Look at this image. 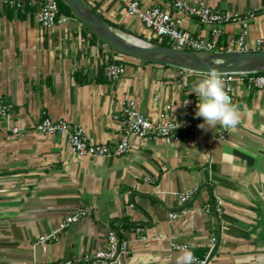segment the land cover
<instances>
[{
  "label": "crops",
  "instance_id": "0c3cea01",
  "mask_svg": "<svg viewBox=\"0 0 264 264\" xmlns=\"http://www.w3.org/2000/svg\"><path fill=\"white\" fill-rule=\"evenodd\" d=\"M82 1L119 32L154 38L128 15L125 0ZM139 1L147 8L163 4ZM202 1L244 17L258 11L247 35L249 49L257 51V41H264V0ZM180 16L184 30L212 38L209 27ZM241 31L240 24H227L219 45L232 47ZM110 55L78 19L68 16L47 28L34 10L17 13L0 0V98L12 106L9 118L0 117V264L81 259L103 248L111 229L131 242L125 264H176L180 250L174 245L210 256L208 264H264V90L238 83L240 122L223 140V127L201 129L203 118L196 117L199 100L192 90L203 73L123 54L116 57L125 73L112 83L105 74ZM130 99L155 123L194 125L193 141L131 137L127 154L89 158L72 153L63 136L35 130L45 117L65 119L82 125L93 141L115 147ZM190 191L193 198L182 205L179 196ZM219 201L220 213L206 212L208 203ZM80 211L81 220L58 240L41 241Z\"/></svg>",
  "mask_w": 264,
  "mask_h": 264
},
{
  "label": "built area",
  "instance_id": "2783aa9c",
  "mask_svg": "<svg viewBox=\"0 0 264 264\" xmlns=\"http://www.w3.org/2000/svg\"><path fill=\"white\" fill-rule=\"evenodd\" d=\"M163 4L152 7H145L139 0H125L127 13L131 17L140 19L146 29L150 30L153 37L159 43L168 41L171 47L177 50L193 51L197 53H229L249 52L247 35L251 21L258 16V11H252L244 17L231 10H215L202 0H160ZM3 3L17 13L35 11L38 22L44 27H54L68 21V16L61 13L58 0H3ZM171 9L176 13L171 12ZM198 21L201 25L210 28L212 38L201 35H194L182 28L180 15ZM238 23L242 27L241 33L232 40V47L225 48L219 45V39L227 24ZM264 41L258 40L257 51H260ZM109 62L105 67V74L110 82H116L124 73L125 65L118 61L117 55L122 53L112 49ZM183 73H193L183 70ZM198 73V72H197ZM207 73H203L205 76ZM224 82V90L235 104V89L238 83H243L248 89L264 90V74L258 73H220ZM169 112L171 107H166ZM12 113V106L0 98V117L9 118ZM120 121V141L115 147L93 141L85 131V128L65 119H54L45 117L35 126V130L49 135L63 136L72 153L79 157L101 158L111 156H123L131 149L130 138L137 137L145 142L163 141L167 144H189L194 139L195 127L188 124L180 126L176 121L169 119L164 124H158L144 115L135 100L130 99L125 103ZM14 134H19L20 129L14 128ZM220 138L226 140L229 137V130L223 128ZM195 191L183 193L179 196L182 205L187 204L194 196ZM207 213L222 210L221 201L215 206L208 203L205 206ZM185 209L178 213H169V218L174 219L183 214ZM83 212L67 216L60 224L57 231L42 237L41 241L58 240L60 234L74 223L81 220ZM143 228L138 227L136 234L144 239ZM214 242V241H213ZM174 249L180 250L188 245H174ZM132 255L131 242L115 230L111 229L105 240L103 248L93 254H88L77 260H70L60 264H125ZM197 258L199 264H206L207 258Z\"/></svg>",
  "mask_w": 264,
  "mask_h": 264
},
{
  "label": "water",
  "instance_id": "95a60500",
  "mask_svg": "<svg viewBox=\"0 0 264 264\" xmlns=\"http://www.w3.org/2000/svg\"><path fill=\"white\" fill-rule=\"evenodd\" d=\"M62 1L86 29L122 54L198 73H207L210 68H216L219 73L264 72V51L197 53L154 44L136 37L133 38L138 42H134L105 23L82 0ZM209 259L210 256L206 264Z\"/></svg>",
  "mask_w": 264,
  "mask_h": 264
},
{
  "label": "clouds",
  "instance_id": "9594fccd",
  "mask_svg": "<svg viewBox=\"0 0 264 264\" xmlns=\"http://www.w3.org/2000/svg\"><path fill=\"white\" fill-rule=\"evenodd\" d=\"M198 97L196 117H202L201 129H213L217 125L235 131L240 122V111L224 90V82L216 68H210L205 77L193 87ZM187 103V101H185ZM176 264H199L194 253L186 247L180 249Z\"/></svg>",
  "mask_w": 264,
  "mask_h": 264
},
{
  "label": "trees",
  "instance_id": "16d2710c",
  "mask_svg": "<svg viewBox=\"0 0 264 264\" xmlns=\"http://www.w3.org/2000/svg\"><path fill=\"white\" fill-rule=\"evenodd\" d=\"M58 2H59V7H60V11H61V13H63V14H65V15H67V16H71V17H74V18H76L75 17V15L73 14V12H72V10L62 1V0H58ZM77 19V18H76ZM84 29H85V31L88 33V34H90L94 39H96V40H99L102 44H103V46H105L107 49H109V50H112V48L111 47H109V46H107L105 43H103L96 35H94L93 33H91L88 29H86L85 27H84ZM151 43H154V44H160V45H162V46H166V47H171V45H170V43H168V41H164V42H162V43H159V40L158 39H156V38H152L151 39ZM121 54V53H120ZM258 74H264V72H260V73H258ZM203 258H205V257H203Z\"/></svg>",
  "mask_w": 264,
  "mask_h": 264
},
{
  "label": "bare ground",
  "instance_id": "6f19581e",
  "mask_svg": "<svg viewBox=\"0 0 264 264\" xmlns=\"http://www.w3.org/2000/svg\"><path fill=\"white\" fill-rule=\"evenodd\" d=\"M119 33H121V32H119ZM124 37H126L127 39H129V40H133L134 42H138L136 39H134L132 36H130V35H127V34H124V33H121Z\"/></svg>",
  "mask_w": 264,
  "mask_h": 264
},
{
  "label": "rangeland",
  "instance_id": "374dc122",
  "mask_svg": "<svg viewBox=\"0 0 264 264\" xmlns=\"http://www.w3.org/2000/svg\"><path fill=\"white\" fill-rule=\"evenodd\" d=\"M143 40V39H142Z\"/></svg>",
  "mask_w": 264,
  "mask_h": 264
}]
</instances>
